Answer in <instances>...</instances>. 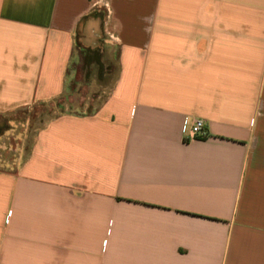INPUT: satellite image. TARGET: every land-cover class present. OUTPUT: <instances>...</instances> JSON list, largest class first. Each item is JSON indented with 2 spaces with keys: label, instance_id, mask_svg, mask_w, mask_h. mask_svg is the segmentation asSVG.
<instances>
[{
  "label": "crops",
  "instance_id": "1",
  "mask_svg": "<svg viewBox=\"0 0 264 264\" xmlns=\"http://www.w3.org/2000/svg\"><path fill=\"white\" fill-rule=\"evenodd\" d=\"M78 42L115 83L0 169V264H264V0H0V114L66 93Z\"/></svg>",
  "mask_w": 264,
  "mask_h": 264
},
{
  "label": "rangeland",
  "instance_id": "2",
  "mask_svg": "<svg viewBox=\"0 0 264 264\" xmlns=\"http://www.w3.org/2000/svg\"><path fill=\"white\" fill-rule=\"evenodd\" d=\"M101 63L72 64L66 93L0 114V169L15 168L29 151L38 130L50 119L70 113H92L103 103L117 77L115 48H102Z\"/></svg>",
  "mask_w": 264,
  "mask_h": 264
},
{
  "label": "built area",
  "instance_id": "3",
  "mask_svg": "<svg viewBox=\"0 0 264 264\" xmlns=\"http://www.w3.org/2000/svg\"><path fill=\"white\" fill-rule=\"evenodd\" d=\"M184 133L187 141L204 139L210 136L206 121L201 118H185Z\"/></svg>",
  "mask_w": 264,
  "mask_h": 264
},
{
  "label": "trees",
  "instance_id": "4",
  "mask_svg": "<svg viewBox=\"0 0 264 264\" xmlns=\"http://www.w3.org/2000/svg\"><path fill=\"white\" fill-rule=\"evenodd\" d=\"M76 47L79 52L80 58L83 59L85 64H91L92 62L101 63V51L99 48L85 47L79 42L77 43ZM77 63H78L77 59H74V61L72 62V64H77ZM71 65L68 73L69 78H70V74L73 71Z\"/></svg>",
  "mask_w": 264,
  "mask_h": 264
}]
</instances>
